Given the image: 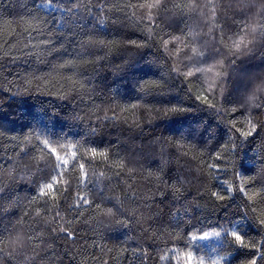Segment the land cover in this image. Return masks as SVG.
I'll return each instance as SVG.
<instances>
[{"label":"trees","instance_id":"trees-1","mask_svg":"<svg viewBox=\"0 0 264 264\" xmlns=\"http://www.w3.org/2000/svg\"><path fill=\"white\" fill-rule=\"evenodd\" d=\"M142 2L65 0L61 7L78 10L62 15L32 8L36 0H0V241L7 249L21 234L26 242L23 256L0 254V264H187L189 252L207 264H248L264 252L238 249L225 236L238 228L264 241V107L254 106L264 105V40L249 35L251 51L216 55L232 48L227 38L237 39L239 21L260 17L243 7L247 0H214L225 10L220 45L206 18L183 9L192 0H164L151 31L147 9L127 8ZM50 11L55 20L42 31L26 22ZM248 120L257 130L244 137L237 129L248 130ZM44 139L69 153L60 171L71 184L56 185L55 202L39 194L56 174ZM72 152L88 172L83 183ZM78 193L93 204L70 210ZM57 205L77 238L48 248L43 217Z\"/></svg>","mask_w":264,"mask_h":264},{"label":"snow or ice","instance_id":"snow-or-ice-1","mask_svg":"<svg viewBox=\"0 0 264 264\" xmlns=\"http://www.w3.org/2000/svg\"><path fill=\"white\" fill-rule=\"evenodd\" d=\"M69 4H78V0H67ZM65 3V0H36V3L32 5V8L39 10H51V11H58L62 15L66 14L67 12L78 10L73 9L71 7L65 9L61 7L62 4ZM103 6L101 5V8ZM140 8V9H147L146 12V19L149 21V31H151V25L155 24L157 28H159V24L156 23V17L160 16L162 12L167 11V6L164 3V0H143L142 3L139 4H127V8ZM245 8L249 9H255V15L260 17L259 20L256 21L255 24L246 22L245 20H241L237 23L238 31L234 33V35L237 37V39L232 40V37L229 36L227 39L232 41V48L228 49L225 46V50L221 51L220 48L216 49V55L217 56H227L228 53L232 50L235 51V53H240L244 50L251 51L249 48V45L253 44V40L247 39L249 35L254 37H259L260 40H264V0H247V3L243 5ZM183 9L191 10L194 12H198L199 15L202 18H206V22L209 23V33H215L212 35V39L217 42V44L224 45L225 44V24L221 23V21L225 20L224 17V9L220 7L219 4L215 3L214 0H208L206 4H197L196 0H192V3L183 6ZM205 9H207V13L205 12ZM220 10V19H217V11ZM51 11L48 12L47 17L44 15H32L27 23H29L30 27L34 26L37 31H42L43 26L48 23L49 19L55 20V16L51 14ZM155 13V15H154ZM134 15V13H133ZM242 16H248V13H241ZM189 36H191V33H188ZM176 40H179L180 37H175ZM192 41L195 42V37H192ZM43 44L47 45L50 43L48 40L42 41ZM135 44V41L132 42ZM139 46V45H137ZM193 53L196 54L198 57L203 58L204 52H197L195 48L192 49ZM211 58V57H209ZM207 62V61H204ZM229 65H234L236 61L234 59H230L228 61ZM221 66H223V60L220 61ZM61 67H70L74 66V61H69L62 63L60 65ZM197 71L203 72H212L213 67L210 66L207 69H200L198 68ZM192 72L187 73V75H192ZM217 77H221V79H225L227 77V72H224L223 76H221L220 72L215 73ZM71 79V78H69ZM76 83V82H74ZM78 86L82 87V84H79ZM198 99H202L205 104L208 103V97H198ZM250 100H255V97H250ZM214 107V105H212ZM254 106L256 108L264 107L261 103H254ZM132 108L137 107V105L133 104L131 106ZM171 112H183L185 109L183 108H171L169 109ZM249 128L248 130L243 129H237V131H240L241 135L244 137L252 136L254 132L257 130V125L252 123L251 120H248ZM235 127V125H234ZM264 127V126H262ZM43 145L46 149V155L49 157H52L55 161V175L51 176L47 182H45L39 190L40 196L48 197L50 201L55 202L57 200L56 193L61 191V189H58L56 185H61L63 191H67L68 187L71 184L70 179H63L64 173L63 171H60V169L66 168L69 165V153L65 150V145L60 144L59 149L57 146H54L53 142H50L48 139L42 140ZM70 147H75V145H70ZM61 150L63 151V154H61ZM91 153L93 156L97 155L95 149H91ZM100 155L104 156L106 159L107 156L105 153H100ZM71 159L74 161L72 167L75 170L77 167L79 169V173L76 177L78 183H83L88 178V172L84 171L85 165L84 163H81L77 159V153L72 152L70 153ZM219 159V157H217ZM213 167H215L213 165ZM131 171V170H129ZM103 176V173L100 174ZM231 185H229V190H231ZM237 190L243 191L242 188H238ZM4 188L0 186V192H3ZM178 191V190H176ZM213 196L216 197L218 200H225L230 199V197H226L225 195H221L219 193H212ZM251 199V197H249ZM93 202L88 199L85 195L77 194L75 203L70 206V210L75 208L79 209L82 208L84 205L91 206ZM96 208H99V205H95ZM107 214H111V210H108ZM36 215L39 217L41 216V212L39 210L36 211ZM79 215V213H77ZM44 223L48 226L47 230L49 232V237L46 238L44 241H42L46 247L53 248L54 244L57 240L65 239L70 240L73 243L76 241V233L74 230L70 227L71 224H73V220H67L65 221L64 217L61 216L59 211V206L57 205V211L55 212V216L49 218L47 214L45 213L43 217ZM126 223V222H125ZM259 223L261 225H264V218H261L259 220ZM68 225V226H65ZM43 235V234H41ZM214 235L219 236L220 233H214ZM226 238L230 237V239H227L226 242L230 243L234 247L238 249H250L254 250L256 252H260V247L264 246V241H255L251 238L247 237L246 233H243L240 229H232L225 233ZM206 238V237H202ZM29 240L32 239V237H28ZM195 239V237H193ZM26 247V242L24 237L21 234H16L14 237H10L7 241V249L4 246V242L0 241V254H5L10 257L14 258L16 256H23V249ZM37 248H39V245H34L32 247V251L36 252ZM257 259L264 260V252H260L259 257H252L248 260V264H257ZM107 264V262H105ZM187 264H193V256L192 253L189 252L187 254ZM195 264H204L203 258H199L195 260ZM213 264H216V261H213Z\"/></svg>","mask_w":264,"mask_h":264},{"label":"rangeland","instance_id":"rangeland-1","mask_svg":"<svg viewBox=\"0 0 264 264\" xmlns=\"http://www.w3.org/2000/svg\"><path fill=\"white\" fill-rule=\"evenodd\" d=\"M193 256V264H195V260L199 259L195 254H192ZM204 264H207V262L204 261Z\"/></svg>","mask_w":264,"mask_h":264}]
</instances>
